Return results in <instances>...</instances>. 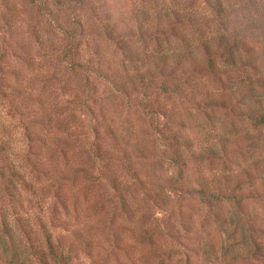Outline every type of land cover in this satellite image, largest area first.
Segmentation results:
<instances>
[{
	"label": "rangeland",
	"instance_id": "rangeland-1",
	"mask_svg": "<svg viewBox=\"0 0 264 264\" xmlns=\"http://www.w3.org/2000/svg\"><path fill=\"white\" fill-rule=\"evenodd\" d=\"M221 3L0 0V237L17 264H41L48 238L69 264H264V124L243 113L264 83L241 86L264 80V0ZM223 30L252 63L183 78L176 55L204 65ZM167 54L174 68L155 64Z\"/></svg>",
	"mask_w": 264,
	"mask_h": 264
},
{
	"label": "trees",
	"instance_id": "trees-1",
	"mask_svg": "<svg viewBox=\"0 0 264 264\" xmlns=\"http://www.w3.org/2000/svg\"><path fill=\"white\" fill-rule=\"evenodd\" d=\"M207 1L212 5V7L215 10L220 12L222 8L221 0H207ZM174 14H178V12L175 11ZM226 28L227 25L225 26V29ZM69 32H70V35L68 36L69 43L66 45V48L64 49L63 56L67 60L68 63L67 68L69 72L76 79L81 80V82L86 86L88 80L87 73L92 70L89 69V67H85L79 59L75 58L79 45L80 30L78 31L70 30ZM200 44L206 58V62L204 65L198 64L194 61H191V63L188 66L183 65V59L186 57V55L190 57L189 53L184 54L181 52L175 57L176 63L182 62L181 65L184 67L185 70L183 78L185 79L191 76H196V74L194 73H198L202 71L214 73L218 70L222 72H227L228 74V72L230 71L233 70L237 71L241 67H244L245 65H250L252 63L250 58H245V56L241 55L240 51H242L243 49V43L239 38V36L235 35V33L232 31H228V30L220 31L217 34H215L214 37H207L202 39ZM169 57H170L169 54H167L164 57L159 56L160 59L158 60L160 61V64L159 63H155V64L160 65L162 67L165 66L172 67V63L169 64V60H167L170 59ZM190 59L194 60L192 58ZM218 59H220L222 62L218 63ZM169 71L172 73V75L174 74L172 70ZM247 79L248 80L246 81L242 80L243 82L241 86L246 87V89L242 88V92L248 91L250 92V94L255 95V93L257 92V87L263 85L262 83H264V80L263 78H260L258 76L254 78L250 77ZM164 90H167L166 87ZM203 95L205 96V98L200 97L199 101L197 100L198 105L207 104L213 106L215 103H220L221 106L223 107L225 106L226 100L221 98L217 99L216 96L210 95L208 93H204ZM231 101H233V99ZM253 101L255 102V107L249 108L243 113L247 115L251 120L264 124V108L262 105V101L259 99V96ZM83 103L88 106L86 101H84ZM230 109L234 110L232 102L230 103ZM235 111L237 110L235 109ZM152 117L153 114H151V121L153 122V124L155 123L154 126H157L156 124L157 120ZM181 144L185 145V147L186 146L189 147L190 141L187 140L186 142ZM4 151H6V146L5 143L0 138V155L3 154ZM173 159H174L173 161L178 164L185 163V158L180 153H177V155ZM194 192L200 198L206 197L205 200H207V202L209 201V199L214 198L213 192L207 191V188L204 186L195 189ZM217 195L215 196L216 198ZM230 195L235 199L237 205H239L240 199L236 196V194L234 192H231ZM207 244H206L207 247L204 248V251L210 252L212 248V244L210 242H207ZM0 254L4 256L3 259L6 261V264H17V261L15 260L16 258L14 257L15 255L14 251L12 252V250H10L8 246V242L7 241L5 242L2 239V237H0ZM37 256L41 264H69L70 262L69 254L64 253L62 250L58 249L50 238H48V251L38 252Z\"/></svg>",
	"mask_w": 264,
	"mask_h": 264
}]
</instances>
